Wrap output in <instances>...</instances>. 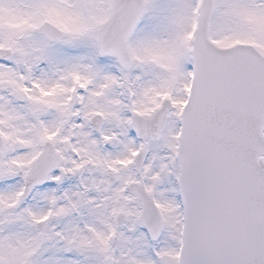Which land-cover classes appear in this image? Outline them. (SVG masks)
I'll list each match as a JSON object with an SVG mask.
<instances>
[{
    "label": "snow or ice",
    "instance_id": "snow-or-ice-1",
    "mask_svg": "<svg viewBox=\"0 0 264 264\" xmlns=\"http://www.w3.org/2000/svg\"><path fill=\"white\" fill-rule=\"evenodd\" d=\"M0 264H264V0H0Z\"/></svg>",
    "mask_w": 264,
    "mask_h": 264
}]
</instances>
